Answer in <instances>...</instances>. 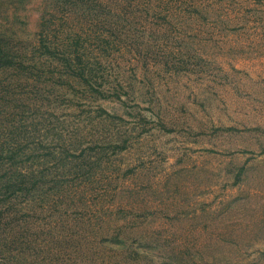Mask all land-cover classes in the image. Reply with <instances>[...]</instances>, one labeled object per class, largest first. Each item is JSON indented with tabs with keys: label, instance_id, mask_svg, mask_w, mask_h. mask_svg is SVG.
<instances>
[{
	"label": "rangeland",
	"instance_id": "374dc122",
	"mask_svg": "<svg viewBox=\"0 0 264 264\" xmlns=\"http://www.w3.org/2000/svg\"><path fill=\"white\" fill-rule=\"evenodd\" d=\"M0 38V264H264V0H0Z\"/></svg>",
	"mask_w": 264,
	"mask_h": 264
},
{
	"label": "trees",
	"instance_id": "16d2710c",
	"mask_svg": "<svg viewBox=\"0 0 264 264\" xmlns=\"http://www.w3.org/2000/svg\"><path fill=\"white\" fill-rule=\"evenodd\" d=\"M46 28H47L46 22L42 21L41 22V32H40V36H39V45L37 47V50H40V52L43 55H46V54L51 55V53H54V51H57V53H59L58 52V46L49 45L50 42H47L46 37L44 35V29H46ZM74 53H75L74 59H76L79 62V64H81L82 60L84 61V59H82V54H79L78 48H77V50L74 51ZM14 56H15V54L13 53V51L4 42V40L0 38V70L10 69L11 67H13L15 65V61L13 60ZM27 65H29V64H27ZM82 66H86V65H81L80 73L77 75H73V76L75 77V79L83 80L88 84L89 78H88V76H86V71L84 70V68H82ZM18 67L30 68L31 66L30 65L29 66H23V62L20 61ZM15 133H18V132L15 131ZM5 142L7 143V145L9 142H12L16 145H13V146H15L14 149L7 148L6 150H4L2 147H0V161L6 160L9 162H14L16 159L24 157V156L19 157V154L21 151L20 149H22V147H24L25 145H28L27 143L26 144H23L24 142L19 143V142H17V140H12V139L6 140ZM32 143H35V142H32ZM36 145L41 146V142L36 141ZM57 146H58V144H57ZM34 149L39 151L38 148H34ZM37 153H39V152H37ZM27 179H28V177H26V176H20L19 180L15 181V184L12 183V184L8 185L6 191L7 192L11 191L10 192L11 195L16 194L17 192H23V191H26L29 193L30 187H33V186H30L31 183L27 182L26 181ZM27 185H29V186H27Z\"/></svg>",
	"mask_w": 264,
	"mask_h": 264
}]
</instances>
